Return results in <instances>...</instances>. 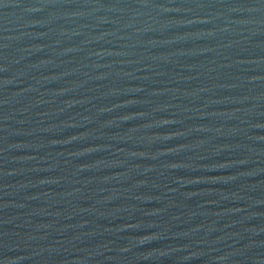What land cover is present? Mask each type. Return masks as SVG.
<instances>
[{"label":"water","instance_id":"water-1","mask_svg":"<svg viewBox=\"0 0 264 264\" xmlns=\"http://www.w3.org/2000/svg\"><path fill=\"white\" fill-rule=\"evenodd\" d=\"M0 264H264V0H0Z\"/></svg>","mask_w":264,"mask_h":264}]
</instances>
